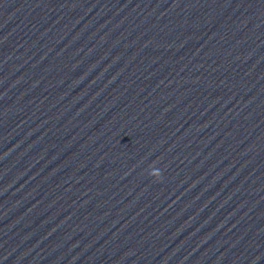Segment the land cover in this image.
<instances>
[{
    "label": "water",
    "instance_id": "water-1",
    "mask_svg": "<svg viewBox=\"0 0 264 264\" xmlns=\"http://www.w3.org/2000/svg\"><path fill=\"white\" fill-rule=\"evenodd\" d=\"M0 264H264V0H0Z\"/></svg>",
    "mask_w": 264,
    "mask_h": 264
}]
</instances>
